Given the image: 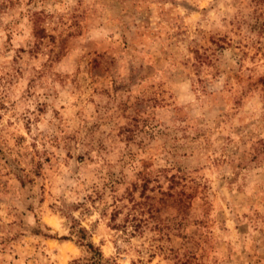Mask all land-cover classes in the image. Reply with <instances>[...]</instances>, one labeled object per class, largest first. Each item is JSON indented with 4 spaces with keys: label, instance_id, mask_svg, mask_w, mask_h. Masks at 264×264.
Returning <instances> with one entry per match:
<instances>
[{
    "label": "rangeland",
    "instance_id": "rangeland-1",
    "mask_svg": "<svg viewBox=\"0 0 264 264\" xmlns=\"http://www.w3.org/2000/svg\"><path fill=\"white\" fill-rule=\"evenodd\" d=\"M94 251L264 264V0H0V264Z\"/></svg>",
    "mask_w": 264,
    "mask_h": 264
},
{
    "label": "trees",
    "instance_id": "trees-1",
    "mask_svg": "<svg viewBox=\"0 0 264 264\" xmlns=\"http://www.w3.org/2000/svg\"><path fill=\"white\" fill-rule=\"evenodd\" d=\"M116 212L114 211V214L112 217H115ZM85 233L86 231L79 227V225H75V223L73 222V220H71V227H70V235L75 236L78 241L82 242L85 239ZM85 247H87V249H92V245L90 243H86ZM90 264H102L100 263V254L97 251H94L93 257H91L90 259Z\"/></svg>",
    "mask_w": 264,
    "mask_h": 264
}]
</instances>
